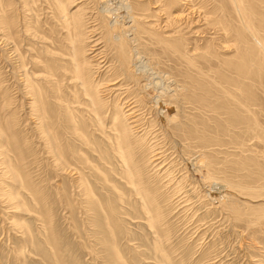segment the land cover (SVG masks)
<instances>
[{
	"label": "rangeland",
	"instance_id": "obj_1",
	"mask_svg": "<svg viewBox=\"0 0 264 264\" xmlns=\"http://www.w3.org/2000/svg\"><path fill=\"white\" fill-rule=\"evenodd\" d=\"M238 1L130 0L153 24L132 72L101 14L121 0L69 4L100 119L53 1L0 0V264H264V0Z\"/></svg>",
	"mask_w": 264,
	"mask_h": 264
},
{
	"label": "bare ground",
	"instance_id": "obj_2",
	"mask_svg": "<svg viewBox=\"0 0 264 264\" xmlns=\"http://www.w3.org/2000/svg\"><path fill=\"white\" fill-rule=\"evenodd\" d=\"M53 4L55 6L58 7V10L60 11V13L62 14L63 19L60 20L59 25H62V28H64L66 30L67 33V37L66 40L68 42V46L70 51L67 52V54H64V57H62L63 59H67V57H65V55H69L70 57V64L72 65V78L79 82L80 84H82L83 86V93L85 94V96L90 97L89 102L92 103V106L95 105L94 108H92V111L94 113V115H96L97 117H99L98 115L102 112L101 107L97 106V102L92 98V94L87 86V79L85 78L84 75V68H85V63L86 60H82L81 57H79L78 53L80 51L82 52H86V46L83 47L80 44L81 41V36H80V32H79V28L83 22V20H86V14H85V10L81 7L79 8L77 13H69V7L68 5L71 3L76 2V0H71L68 3H64L63 0H52ZM111 0H106V2H110ZM233 3L235 4V7L237 9V11L241 12V8L243 6V1H238V0H232ZM175 2V0H164L163 2H158L156 0H154V8H156V10L158 11H162L161 9L163 8V10H167L169 9V6ZM220 2V1H219ZM223 3V2H222ZM220 3V4H222ZM224 3H228L225 2ZM134 3L130 2V0H121V2H119L118 4H115V7H110V5L108 4L107 6L103 7V10L101 12V14H106L108 17L110 18V21H108L105 24V27L107 28V30L110 32L109 36H110V41H112L115 46L117 47L118 53L121 56V60L120 62H122V66L123 69L125 68L126 72H132L131 68H133L134 66H136L138 64V61H142V52H141V42L140 39L138 38L139 36V32L142 28H147V32L148 30H152V26L153 24H149L147 25V22H145L144 24L142 23V21L144 20V16L137 13V9H135ZM174 4V3H173ZM113 5V4H111ZM175 5V4H174ZM153 6V5H152ZM165 6H168L167 9H165ZM221 7V6H220ZM126 10V13L128 14V16L132 19L131 23L132 24H126V22L124 20H121L120 14H122V12ZM247 11V10H246ZM60 13H58L60 15ZM162 13V12H161ZM165 14V13H164ZM85 16V19H84ZM114 16V17H113ZM176 18H180L181 15H175ZM113 21V23H112ZM242 23V22H241ZM244 26V25H243ZM246 28V27H244ZM250 30V29H248ZM146 32V33H147ZM150 32V31H149ZM167 37H170L169 35H167ZM93 49V48H92ZM136 58V59H135ZM69 60V59H68ZM124 63V64H123ZM144 65L145 62L143 63ZM120 65V64H119ZM138 68H141V65H137ZM147 66V65H146ZM120 68V67H119ZM150 68V67H149ZM144 71V70H143ZM146 71V70H145ZM148 71V70H147ZM137 73V72H136ZM154 73V72H152ZM151 73V74H152ZM146 74V73H145ZM144 76V75H143ZM124 77L125 74H124ZM123 77V78H124ZM156 78V76H155ZM127 79V78H126ZM130 79V78H129ZM156 80V79H155ZM133 81V80H132ZM116 80L114 81V83H110L109 85H116ZM134 82V81H133ZM143 82V81H142ZM144 83V82H143ZM161 83V81H156V84ZM99 84V83H98ZM97 84V85H98ZM140 84V83H139ZM162 84V83H161ZM96 85V86H97ZM153 85V84H152ZM119 86V85H118ZM136 86V85H135ZM155 86V85H154ZM160 86V85H159ZM158 86V87H159ZM162 86V85H161ZM160 86V87H161ZM99 87V86H97ZM108 87V86H107ZM113 86V90H114ZM122 87V85H121ZM120 87V88H121ZM138 87V86H137ZM157 87V86H156ZM139 88V87H138ZM146 88V87H145ZM109 89V88H108ZM122 89V88H121ZM101 90V89H100ZM156 90V88H155ZM117 91V90H116ZM128 91V90H127ZM126 91V92H127ZM139 91V90H138ZM146 91V90H145ZM160 91V90H159ZM110 92V91H108ZM142 92V90H141ZM161 92V91H160ZM164 92V91H163ZM129 93V92H127ZM147 93V92H146ZM121 94V93H119ZM128 95V94H127ZM139 95V93H138ZM137 95V96H138ZM148 95V94H147ZM177 95V94H176ZM84 96V95H83ZM129 96V95H128ZM119 97V96H118ZM139 97V96H138ZM122 98V97H121ZM124 98V97H123ZM130 98V97H129ZM133 98V97H132ZM87 99V98H86ZM136 99V96H135ZM159 99V98H158ZM157 99V101H158ZM175 99V98H174ZM101 100V99H100ZM104 100V99H102ZM127 100V99H126ZM129 100V99H128ZM131 100V98H130ZM138 100V98L136 99ZM135 100V102H136ZM105 101V100H104ZM134 101V100H133ZM131 101V102H133ZM127 103V102H126ZM170 103V102H168ZM101 104V103H99ZM119 104V103H118ZM159 104V103H157ZM87 105V104H86ZM90 105V104H89ZM102 105V104H101ZM124 105V104H123ZM122 105V106H123ZM85 106V105H84ZM137 106V105H136ZM134 105V103L129 102L128 107H130V109H128L127 111L132 110L133 108L136 107ZM140 106V105H138ZM124 107V106H123ZM126 111V110H125ZM133 111V110H132ZM125 114V113H124ZM133 112H129V115L132 116ZM126 115V114H125ZM102 116V115H101ZM117 116V115H116ZM128 117V116H126ZM100 118V117H99ZM133 118V117H132ZM102 119V118H100ZM171 120V119H170ZM99 121V120H98ZM101 121V120H100ZM99 121V122H100ZM129 121V120H128ZM136 121V120H135ZM133 121V122H135ZM118 122L117 118H115V116L112 117V124ZM103 122H101L102 124ZM3 129L0 126V132ZM126 136V135H125ZM142 136V135H141ZM119 137H121V135L119 134ZM128 137V136H127ZM143 138V137H142ZM126 140V139H125ZM129 140V139H128ZM127 140V146H130V142ZM120 141V139L118 140ZM140 141V140H139ZM144 141V139H143ZM146 146V145H145ZM119 149L121 150V152H124V145L122 144H118ZM153 147V146H152ZM152 150V149H151ZM153 155V154H152ZM123 158H126V156L124 154H122ZM121 157V158H122ZM155 160V159H154ZM128 161V160H126ZM128 167V166H127ZM128 171L130 172V178H131V183L134 184L136 182H134V176L133 173L131 172V169L128 168ZM15 173V172H12ZM173 178V177H172ZM176 180V179H175ZM139 183V182H138ZM141 183V182H140ZM139 183V184H140ZM173 184V183H172ZM136 185V189H137V194H140V197L143 198V196L141 195V193L138 191V184ZM135 185H133L135 187ZM225 187V186H224ZM227 196V195H226ZM226 196H223L220 198V204L222 205V207H224L229 214L235 219V220H240L242 219L243 216H247L251 213H249V209L250 207H239L237 205V201H234L235 199H229L228 197L226 198ZM144 202L145 201H152L146 198L142 199ZM146 203V202H145ZM145 207H147V205L144 204ZM148 208V207H147ZM149 209V208H148ZM150 211V210H149ZM147 212V211H146ZM151 214V211H150ZM149 216V215H148ZM152 216L154 217L155 215L152 213ZM150 217V216H149ZM148 218V217H147ZM154 218H157V216H155ZM250 218V217H249ZM158 220V219H157ZM160 221V220H159ZM151 225L152 227L156 228L157 226V221L156 219H152L150 221V223L148 222V225ZM149 225V226H150ZM155 233V230H154ZM157 233V232H156Z\"/></svg>",
	"mask_w": 264,
	"mask_h": 264
}]
</instances>
